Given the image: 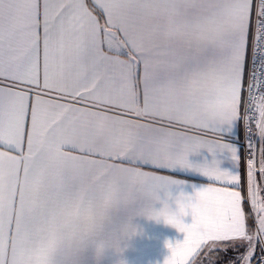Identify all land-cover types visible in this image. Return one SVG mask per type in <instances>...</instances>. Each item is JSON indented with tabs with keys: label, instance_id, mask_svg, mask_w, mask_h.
<instances>
[{
	"label": "snow or ice",
	"instance_id": "obj_1",
	"mask_svg": "<svg viewBox=\"0 0 264 264\" xmlns=\"http://www.w3.org/2000/svg\"><path fill=\"white\" fill-rule=\"evenodd\" d=\"M178 167L209 183L173 210ZM137 216L184 233L164 264H264V0H0V264H95Z\"/></svg>",
	"mask_w": 264,
	"mask_h": 264
},
{
	"label": "crops",
	"instance_id": "obj_2",
	"mask_svg": "<svg viewBox=\"0 0 264 264\" xmlns=\"http://www.w3.org/2000/svg\"><path fill=\"white\" fill-rule=\"evenodd\" d=\"M255 2L256 0H253L254 6ZM254 10L255 7L253 9V19ZM241 134V128L240 130H236L235 136L226 134L223 138L224 142L235 144L237 142V138L239 140L241 139ZM241 156L243 157V151L241 152ZM188 159L192 164H203L205 162L210 163L213 160V155L210 154L207 149H201L199 152L189 154ZM215 159L220 162L219 166L222 170H233V164L228 152H217L215 155ZM143 170L151 171L152 169L149 167H145ZM241 172L242 176H244L245 169L243 166V162L241 166ZM161 174L171 175L180 180L186 181V183L182 185H173L170 188L171 199L168 200V203L173 210L176 209L174 199L181 193V191L186 195H191L194 192V188L192 187L193 184H195L196 187L199 188L201 185H206L209 183L207 178L200 176L199 174L194 173L190 170L180 169L179 167L171 171L170 173L162 172ZM161 197L162 199H164L163 193H161ZM155 206L159 208L162 205L158 202ZM183 222L186 224L191 223V216H185L183 218ZM133 223L138 225L139 234L132 238L129 248L123 254L128 264H164L165 258L170 254L167 244H174L178 241H182L184 238V233L180 232L178 229L171 225L165 224L163 221L157 222L155 220H149L144 216H137L133 219ZM227 253L233 257L232 252ZM103 264H110V262L106 258L103 261Z\"/></svg>",
	"mask_w": 264,
	"mask_h": 264
},
{
	"label": "clouds",
	"instance_id": "obj_3",
	"mask_svg": "<svg viewBox=\"0 0 264 264\" xmlns=\"http://www.w3.org/2000/svg\"><path fill=\"white\" fill-rule=\"evenodd\" d=\"M166 203L167 201H162L161 207H163ZM149 220L157 221L156 219H149ZM133 228L134 231H131L130 235H122L118 247L110 245L109 242L105 240L102 236H96L90 238L89 244L94 249L95 264H103V261L106 258L109 260L110 264H128L123 254L129 248L130 241L132 240V238L139 234L138 225L133 223Z\"/></svg>",
	"mask_w": 264,
	"mask_h": 264
},
{
	"label": "trees",
	"instance_id": "obj_4",
	"mask_svg": "<svg viewBox=\"0 0 264 264\" xmlns=\"http://www.w3.org/2000/svg\"><path fill=\"white\" fill-rule=\"evenodd\" d=\"M233 259L228 253L221 252L219 254V264L230 262Z\"/></svg>",
	"mask_w": 264,
	"mask_h": 264
},
{
	"label": "built area",
	"instance_id": "obj_5",
	"mask_svg": "<svg viewBox=\"0 0 264 264\" xmlns=\"http://www.w3.org/2000/svg\"><path fill=\"white\" fill-rule=\"evenodd\" d=\"M257 3V0H256V2H255V4ZM254 18H255V10H254ZM249 59H251V44H250V49H249ZM242 129V134H241V139H240V141L241 142H243V138H244V130H243V128H241ZM253 139L256 141V144H257V147L259 146V141H258V138L257 137H253ZM243 156H244V152H243ZM223 264H229V262H227V263H223Z\"/></svg>",
	"mask_w": 264,
	"mask_h": 264
}]
</instances>
